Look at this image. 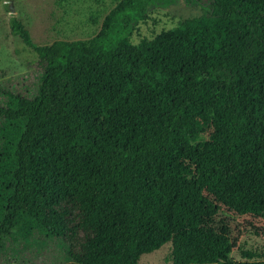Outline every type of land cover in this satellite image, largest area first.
<instances>
[{
	"label": "trees",
	"instance_id": "obj_1",
	"mask_svg": "<svg viewBox=\"0 0 264 264\" xmlns=\"http://www.w3.org/2000/svg\"><path fill=\"white\" fill-rule=\"evenodd\" d=\"M150 4L114 0L93 37L48 45L11 18L41 69L24 93L0 85V253L40 237L59 243L57 264H136L174 239L171 264H264L198 242L215 227L239 238L217 194L264 237V0H206L134 43ZM192 108L211 129L181 153L187 180L172 165Z\"/></svg>",
	"mask_w": 264,
	"mask_h": 264
},
{
	"label": "rangeland",
	"instance_id": "obj_2",
	"mask_svg": "<svg viewBox=\"0 0 264 264\" xmlns=\"http://www.w3.org/2000/svg\"><path fill=\"white\" fill-rule=\"evenodd\" d=\"M197 1L151 0L147 18L134 27L131 40L137 43L179 22L204 15L208 10L206 0ZM113 6L114 0H0V85L6 86L9 79V84L24 93L33 87L35 76L41 69L37 55L11 34L12 17L26 27L35 44L48 45L56 40L90 39L98 33L103 19ZM210 129L211 112L206 108H192L183 118L176 131L177 150L172 165L177 177L189 179L191 172L181 153L190 145L206 140ZM216 196L222 219L225 222L233 219L239 225V238L232 244L231 237L215 227L210 238L198 240L199 245L202 247L211 241L221 257L233 261L264 260V237H256L249 230L245 231L242 222L245 207L236 199H227L220 194ZM234 212L239 215L236 216ZM174 244L175 240L171 239L158 250L140 255L136 264H171ZM15 259L26 264H57L62 259V253L56 241L31 238L0 253L1 264H13Z\"/></svg>",
	"mask_w": 264,
	"mask_h": 264
}]
</instances>
